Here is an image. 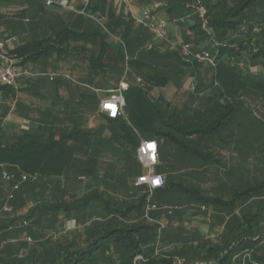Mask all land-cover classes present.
<instances>
[{
	"label": "trees",
	"instance_id": "1",
	"mask_svg": "<svg viewBox=\"0 0 264 264\" xmlns=\"http://www.w3.org/2000/svg\"><path fill=\"white\" fill-rule=\"evenodd\" d=\"M75 1L68 0V3ZM136 1L147 5L153 0ZM167 1L169 21H179L183 16L196 14L195 21L189 25L194 29V34H187L184 41L191 43L193 50H208L214 60V63L208 62L211 66L210 84L205 86L201 81L193 86L192 91L188 89L190 93L181 106L168 100L157 89L169 86L174 80L184 83L188 77L187 70L191 75H196L200 65L206 62L182 55L165 40L161 43L154 41L147 27L128 17L122 8L116 10L112 0H90L87 6L83 0H79L75 4L76 9H84L86 13L65 9L63 12L74 15L70 22L67 21L68 16L61 15L58 10L47 11L44 7L48 6L46 0H0V6H21L23 15L31 11L33 16H30L29 23L20 21L17 26L15 22L7 24L6 16L0 13V39L5 40L10 35L19 37V43L16 42L11 53L24 65L39 62L44 57L60 58L70 53L80 55L81 50H88V66L96 71L97 65L111 64L118 54L125 59L126 50L133 78L128 80L129 87L124 92L125 114L116 118L105 114L110 125V140L121 146L126 159L138 160L137 148L143 139L170 141L192 151L194 139L190 138L221 131L230 122L235 107L245 95L264 103V11H259L264 7V0H207L203 16L197 14L198 7L194 0ZM50 6L61 7L58 0H54ZM96 22H103L115 36L98 29ZM171 60L175 61L173 66L169 65ZM182 86L179 84L176 93L182 90ZM0 89H5L7 97L16 95L15 87L0 85ZM40 128L21 130L10 143H3L0 139V176L5 168L8 172L5 180L9 184L7 197L0 205L1 211L6 199L8 202L14 183L24 174L31 180L37 176L62 175L66 171L63 146L66 137L61 135L57 139L50 135L42 138ZM76 132H81V129ZM160 151L159 148L156 170L162 173L165 165L159 166ZM196 151L205 155L198 149ZM171 186H177V183L169 177L165 185L154 193L158 192L159 196ZM261 188H264V181L237 193L240 198L243 195L250 198L247 210L222 218L223 231L219 232L211 246L207 245L210 241L206 239L207 242L203 243L174 244L164 250L158 247L157 250L152 240L156 238L160 225L151 224L145 219L142 221L143 217L129 223L124 219L117 221V218H112L98 223L94 221L80 231L74 229V235L62 237L56 242L46 238L43 247H40L41 244L29 247L24 242L19 246L9 244L6 247V252H10L7 263L79 264L98 250L100 241L111 240L116 250L115 256L110 251L109 259L117 264H136L137 256L144 258L137 264H175L176 257L183 258V264H196L189 260L199 257L204 264H264V196L259 193ZM140 193L137 211L143 210L146 204L147 192L141 189ZM259 194L260 198H254ZM201 199L208 205L220 201L218 206L224 208L235 203V199L228 202L218 198ZM30 217L31 214H12L7 219L8 226L23 228L30 224ZM19 220H26L27 224H19ZM90 240L92 242L87 244ZM203 244L205 246L202 247ZM22 246L28 249L26 255L20 254ZM246 253L250 257L244 260Z\"/></svg>",
	"mask_w": 264,
	"mask_h": 264
},
{
	"label": "crops",
	"instance_id": "2",
	"mask_svg": "<svg viewBox=\"0 0 264 264\" xmlns=\"http://www.w3.org/2000/svg\"><path fill=\"white\" fill-rule=\"evenodd\" d=\"M77 2L79 0L72 4L75 5ZM112 2L116 10H121L122 7L119 0H112ZM145 4L136 1V11H141ZM28 20V18H25L24 21ZM172 22H175L173 23L174 25L170 23L168 26L170 28L172 24L169 29L171 35L179 34L182 36L189 34L186 31L188 27L176 23L179 22L176 20ZM5 40H8L14 46L16 42L19 43L17 35L7 36ZM53 58L56 62V57L52 56L51 59L46 61L47 63H39L38 67L41 68V72H38L37 77L25 79L21 82L19 94L23 98L22 101L16 102L15 105H7L3 101L0 103V123L2 127L0 129V139L3 143H10L21 130L29 128L39 129L40 127L42 128H40L42 138L46 139L50 135H54L58 139L61 135L65 136L66 140L64 145H62L65 148L66 171L62 175L37 176L23 182L14 198L15 201H8L9 210H0V264H8L7 256L10 252H6V247L8 248L9 244L19 246L22 242L28 241L27 237L30 236L29 233H26L25 236L22 234V227L12 228L8 226L7 219L12 214L17 216L31 214L30 224L32 221L37 222L40 217L42 219H54L55 217L50 216V214L47 215V211L50 212L53 208L52 205H48V200L52 197L74 198L73 193L71 194L70 190L65 187L82 185L76 179V173L93 171L94 168L96 170L97 166L101 169L111 166L115 171L126 160L125 151L109 138L111 133L110 125L105 118V114L100 110V102L108 97L111 90L118 87L121 81L125 80L128 82L127 78L125 77L124 79L123 75H119L113 86H105L104 77H94L96 75L93 69L88 66V61L84 56L77 54L74 56L73 53L68 56L64 55V59L58 64L60 66L49 70L55 67L52 65ZM28 63L33 65V62ZM34 66L37 65L34 64ZM47 70L51 72H47ZM73 75H75L77 82L72 81L71 77ZM167 99L172 102L174 100L173 103L179 106L186 101V98L179 97V92L174 93L172 97H167ZM237 125H232L230 132H226V129L223 128L214 135H201L190 138L194 139L192 151L184 149L180 145H175L170 141H157L161 149L159 166L163 167L165 165L162 173L167 180L171 177L177 183V186L164 189L165 191H162V194L157 195L158 202L155 203L158 206L170 207L171 203L173 204L170 201L176 200L177 202L174 203L175 207H177L176 211L156 210L152 214L154 220L150 221L145 218L146 204L143 210H136V203L141 198L140 190L143 189L145 191L146 189L145 187H136L135 181L146 168L139 160H135L139 164V168L135 178L126 188L130 194L127 196L118 194L107 201L102 199L104 202L101 204L109 210L107 211V219L117 218V221L118 219H124L129 223L143 217L142 221L145 219L158 225L162 223L164 227L161 231L160 245L158 246L160 250L161 248L164 250L172 247L174 244L184 246L188 243H203L199 233L203 236L201 229L204 227L208 230V241H210L213 226L216 228L217 233L215 232L214 234L217 239V235L220 232L218 229L220 228L214 225V219L208 213V210L210 209L215 217L219 215L222 218H229L232 215L245 212L248 202L239 201L240 197L237 193L246 191L251 185H254V182L251 183L249 181V175L247 178V173L244 175L242 172L240 162L231 161L230 156L226 160H229V162L226 163L222 157L223 152L218 148L220 140L225 143L229 140L228 138L234 136L236 138L235 148L238 152H241L238 145L242 131L240 130L241 127ZM77 129H81V132L77 133ZM110 147L116 149L117 154L116 156L113 155V159L107 161L109 163L106 162V164L105 159L103 157L100 158L99 155H104L106 153L105 149ZM195 149L200 150L205 155L195 152ZM55 163L58 164L57 162ZM228 165L231 167L226 169ZM2 167L4 168V165ZM114 171L109 173L107 169L104 177L113 176V184L116 183L118 185V177H115ZM8 191L9 184L0 176V205L7 197ZM155 195L156 193H154L153 197ZM82 196L79 197L82 198ZM201 197L218 198L226 202L235 199V203L228 208H224L222 205L218 206L220 201H216L217 203L215 202V204H212L213 207L209 208L208 204L202 202ZM75 198L77 199L78 196H75ZM83 198H86V196L84 195ZM196 201L198 204H193ZM178 202L183 203L184 206H180L177 204ZM81 204V206H84L83 203ZM98 205L100 204L98 203ZM232 206L235 208V213L229 210ZM12 208L15 211H12ZM83 209L84 207H80L78 210ZM8 211L11 212L7 213ZM107 219L103 218L101 221H106ZM189 219L192 224L191 228L185 230L179 226L182 220L187 221ZM67 223L70 231L79 226V222L74 216L70 217ZM89 225L88 223L85 227ZM159 228L160 226L157 233H159ZM42 229L43 227L38 224V230L41 232ZM180 231H182L183 236L180 235ZM157 240L158 238L156 237L152 243L154 248H157ZM21 248L20 254L26 255L28 253L27 247L22 246ZM177 260L184 263V259L181 257H176L174 263ZM202 263L200 261L196 264Z\"/></svg>",
	"mask_w": 264,
	"mask_h": 264
},
{
	"label": "rangeland",
	"instance_id": "3",
	"mask_svg": "<svg viewBox=\"0 0 264 264\" xmlns=\"http://www.w3.org/2000/svg\"><path fill=\"white\" fill-rule=\"evenodd\" d=\"M71 4L72 3H69V5ZM20 7L19 6H12V7L0 6V13L6 16L5 21L7 24H11L12 22H15V24L19 26L20 21H23L24 23H29L30 16H32L31 11H26L28 15H23L20 12V9H21ZM44 7L47 9V11H55V10L60 11L61 15L68 16L67 18L68 22H70L74 18V15L70 14V12L68 13L67 11L63 12L65 11V9H69V7L61 6L60 8H57L56 6H50V5H48L47 7L44 5ZM259 11H264V7ZM197 14H200L201 16H203V14H201L199 10ZM25 18H28L29 20L24 21ZM195 18H196V14H193L190 16H183V18H181L179 22H176V23H179V24H182L188 27V29L186 28V31H188V33L191 35V34H194V29L189 28V24H191L192 21H195ZM90 23H92V21ZM170 23L173 24L175 22H172V20L170 19L169 24ZM96 25H98L97 26L98 29L108 31L103 22H100V23L96 22ZM171 25H170V28H171ZM108 34L110 36L112 35L109 31H108ZM113 36L115 35H112V37ZM185 36L186 35H182L181 37H183V39H186ZM158 43H161V42H158ZM89 54H90V51L88 50L80 51V55L84 56L85 58L88 57ZM125 55H126L125 59L121 58V56H119L118 54V57L113 59V62L111 64L100 63V65H97L96 71H94L93 69L96 75L94 77H97V76L104 77L105 86H113L114 82L117 81V78L119 75H123L124 79L126 77L127 80L132 79L133 78L132 70H130L128 66L127 58L129 56L126 50H125ZM51 58L44 57V60H41L39 62H34L33 65L28 63V66L30 67L32 71L36 73L41 72V68L38 67L40 65L39 63L41 64L47 63L46 61H48ZM63 59L64 57H60L59 59H56V62H55L53 58L52 65H54L55 67L49 70H53L54 68L59 67L60 65L58 64ZM171 61L172 62L171 63L169 62L170 64L169 63L168 64L173 66L175 64V61L173 60ZM34 64H36L37 66H34ZM49 70H47V72H51ZM186 74L188 75V77L187 79L185 78L184 83L179 80H174L169 83V86H166L165 88H158L157 92H161L167 97H172L174 93H176V90L178 89L177 87L179 86V84H183L184 86H182V90L179 91V97L183 99L187 98L190 93V90L188 89H191L192 91L196 83L199 84L202 81L205 86H208V84H210L211 66L208 64V62L201 64L198 69V73H197L198 75L196 74L198 76L197 79H195L196 75H191L190 70H187ZM37 75L33 77H37ZM71 79L73 82H77L75 75H73ZM4 91L5 89H0V103L3 101L7 105H15L16 102L22 101L23 99L21 98L22 97L21 94H19L20 93L19 85L15 87V91H16L15 96L7 97ZM237 123L238 125L239 123L241 124L240 130L242 131V136H241V139L239 140V145H238V147L241 149V152H238L237 149L235 148L236 138L234 136H231L230 138H228L229 140H227V142L225 143L221 142L220 140V146H218V148L223 152L222 157L226 163L229 162V160L228 161L226 160L230 156H231V161L240 162L239 164L240 166H242V172L244 173V175L247 173V178L249 175V181L251 183L263 182L264 181V103L261 104L258 100H256L252 96L245 95L242 99V102L235 107V110L232 115V119L230 120V122L227 123L224 129H226V132H230L231 131L230 127L235 124L237 125ZM105 151L106 153L104 155H99L100 158L103 157V159H105V163L107 161H111L113 159L112 156L113 155L116 156L117 154V150L112 147H110L109 149L108 148L105 149ZM138 165L139 164L136 163L134 159L129 157L128 159L125 160V162L121 165V167L118 170L115 169V171L113 170V167L111 166L110 167L106 166L105 169L98 168L97 166L96 170L94 168L93 171H85L80 174L76 173V176H77L76 179L78 180L79 184H82V185L81 186L73 185V186L65 187L66 189L70 190L71 194L73 193L74 198L72 199H68V198L63 199V198H57V197L50 198L48 200V205H52L53 208L50 212L47 211V215L50 214V216L55 217V218L54 219H51V218L42 219L40 217L37 222L32 221L30 225L23 226L22 234L25 236L26 233H29L30 236L28 237H31V240H29L27 237L28 241H25L24 243H26L27 246L29 247L40 245V244H41L40 247L41 246L43 247L44 245L42 243L45 241L46 238L47 240L50 239V241L54 240L56 242L58 239L62 237H71V235H74L75 233L68 229L67 221L72 216H74L79 222V226L75 227L76 229L78 228L77 229L78 231H80V229H83L86 225H88V223L91 225L94 221L98 223L103 218L107 219L108 217L107 211L109 210L104 208V206L101 203H103L105 199L106 201L111 200L112 197H115L118 194H120V196H124V195L127 196L128 194H130V192L126 188L128 187V184L131 183V181L135 178L137 174V169L139 168ZM230 167L231 166L228 165L226 166V169H229ZM107 169L109 173L113 171L115 172L114 174L115 177H118V182H119L118 185H116V183L113 184L114 183L113 176L104 177L106 176ZM259 193L264 196V188H261L259 190ZM157 194L158 192L156 193L155 197H153L154 202H158V199L156 198ZM260 194L255 195L254 198H260L261 197ZM81 195L83 196L85 195L86 198H83V196L82 198L79 197ZM75 196H78V198L76 199ZM243 196L244 197H241L238 200L239 201L243 200L244 202L247 201L248 203H250V198H248L247 195H243ZM102 199L104 200L102 201ZM170 202H173V204L171 203L170 207H167V206L163 207L159 205V208L157 210L159 211L160 209H166L167 212L176 211L175 209H177V207H175L176 205L174 203H176L177 201L171 200ZM81 203H83L84 206H81L82 205ZM98 203L100 205H98ZM177 204H179L180 206H184L183 203L181 202H178ZM193 204L197 205L198 203L196 201V203H193ZM80 207H84V209L78 210L80 209ZM211 207H213V205L209 203V208ZM229 210L235 213V208H233V206L230 207ZM208 213L211 214V216L213 217L214 225L219 226L220 229L218 230L222 232L223 231L222 227L224 226L222 225V217L219 215L215 217L213 215L214 213L211 212L210 209L208 210ZM20 222L18 223L20 224ZM38 224H40L43 227L41 232L38 230ZM179 226L187 230V228L192 227V224H191L190 219L187 221L182 220ZM201 231L203 232L202 233L203 236L199 233V237L201 238V241L205 242V240L209 238L208 230L204 227L203 229H201ZM215 232H216V228L213 226L211 230L210 242L207 244L208 246L214 245L212 241L217 240L215 238V234H214ZM180 233H181L180 235L183 236L182 231H180ZM156 237L158 238V234ZM91 240L88 241L87 244L88 243L90 244V242H92ZM153 241H155V239L152 240V243ZM97 245H98V250L95 251L93 255L88 256L85 260L80 261L79 264H117V262L113 263V261L111 262V259H109L110 251L112 253L111 255L115 256L114 252L116 248H115L114 241L112 242L111 240L109 241L105 240L104 242L100 241ZM112 246H114V249ZM201 246L203 247L205 246V244ZM156 247H157L156 249L158 250V245H156ZM201 259L202 258L199 257L198 259L194 258V259H190L189 261L191 263H194V262L196 263V262H200Z\"/></svg>",
	"mask_w": 264,
	"mask_h": 264
},
{
	"label": "built area",
	"instance_id": "4",
	"mask_svg": "<svg viewBox=\"0 0 264 264\" xmlns=\"http://www.w3.org/2000/svg\"><path fill=\"white\" fill-rule=\"evenodd\" d=\"M198 10L201 14L205 12V1L207 0H194ZM215 1V0H212ZM47 5H52L54 0H46ZM59 5L69 7V9L79 11L80 13H86L84 9L77 10L74 4L69 5L67 0H58ZM85 6L90 3V0H83ZM119 3L128 17H132L135 21L147 27L153 35V39L156 42L165 40L170 46L180 52L184 56H193L199 62L214 63L211 53L208 50H193L192 44L187 43L179 35L175 34L170 36L169 32V20L167 16V8L169 2L167 0H153L145 5L141 11H136L135 0H119ZM14 45L8 40L0 39V85L17 87L25 79L32 78L38 73L32 71L30 67L21 64L18 58L14 57L11 53ZM129 84L123 80L119 86L112 89L108 97L101 100L100 110L111 118H116L122 114H125V97L124 92L128 89ZM137 156L140 163L146 168L141 173L136 181V187H145L147 192L145 218L153 221V211L159 208L158 204L153 202L154 192L163 187L166 183V176L156 170V165L159 163V146L155 139H143L137 148ZM2 177L8 178V172L3 169ZM28 180L27 175H23L22 179L17 180L8 196V201L15 197V192L21 188L23 182ZM3 210H9V204L6 202L3 206ZM20 224H27L24 220ZM164 225L161 223L158 233L157 245H160L161 231ZM160 234V235H159ZM31 240V237H28ZM250 257L249 253L244 255V260ZM144 259L142 256L135 258V263ZM175 264H183L180 260H177Z\"/></svg>",
	"mask_w": 264,
	"mask_h": 264
}]
</instances>
